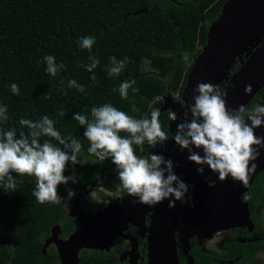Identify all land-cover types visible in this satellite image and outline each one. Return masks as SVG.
<instances>
[{
  "label": "trees",
  "instance_id": "obj_1",
  "mask_svg": "<svg viewBox=\"0 0 264 264\" xmlns=\"http://www.w3.org/2000/svg\"><path fill=\"white\" fill-rule=\"evenodd\" d=\"M229 1L0 0V105L8 108L9 116L2 127L15 128L18 136L21 130L27 134L28 129H22L19 123L21 118L35 121L47 115L62 136L71 135L81 141L80 157L87 161L74 166L78 183L67 186L76 192L75 198L68 199L62 185V202L58 205L35 200L34 177H16L15 192H5L0 186V264H46L48 257L55 264L54 253L43 252V241L56 225H61L63 234H67L66 207L93 185L99 184L97 190L103 186L114 191L115 187L106 184L104 177L119 182L110 160L100 162L87 152L90 145L83 137L84 129L73 116L80 113L91 119L93 107L109 103L134 118L150 117L154 108L161 110L167 95L182 93L188 73L207 42L211 24ZM135 12L142 13L134 15ZM86 36L95 38L91 52L78 43ZM47 55L65 65L55 77L46 72L43 58ZM89 55L100 61L94 73L82 66L89 62ZM111 57L117 61L129 58L119 75H109L107 71L112 66ZM185 57L191 59L189 65ZM145 63L149 71H144ZM239 68L237 61L229 75ZM93 74L95 82L90 78ZM72 79L84 86L83 93L68 87ZM130 79H135L134 87L139 91L133 93L129 89L127 99H123L119 86ZM13 83L19 86V95L12 93ZM45 94L50 98H45ZM263 95L264 88L249 105L259 103ZM61 110L66 113L64 116L59 115ZM167 112L161 110L160 119L170 139ZM44 139L48 138H42V142ZM161 149L159 145L151 148L145 144L137 149V154H160ZM172 149L177 152L181 148ZM72 173L73 166L69 165L65 175ZM263 181L264 172L246 192L252 220L264 207ZM256 225H260L257 220Z\"/></svg>",
  "mask_w": 264,
  "mask_h": 264
},
{
  "label": "clouds",
  "instance_id": "obj_2",
  "mask_svg": "<svg viewBox=\"0 0 264 264\" xmlns=\"http://www.w3.org/2000/svg\"><path fill=\"white\" fill-rule=\"evenodd\" d=\"M82 49L91 52L95 44L92 36L82 37L79 41ZM46 72L55 77L65 68L57 64L55 57L44 58ZM89 62L82 65L89 73L99 65V59L89 55ZM112 66L107 69L109 75H119L129 62L128 57L117 61L111 57ZM93 82L96 76L91 77ZM63 83V81H61ZM135 79L125 80L119 86L121 98L127 99L129 89L137 93ZM69 88L83 93L85 88L75 79L68 81ZM11 91L19 95V86L13 83ZM252 85L246 84V94L252 93ZM67 94V93H65ZM228 91L220 85L199 82L194 89L193 103L188 105L184 118L169 109L167 118L177 122L171 139L175 145L188 153L187 160L198 165L197 173L203 174L205 166L218 176L220 181L231 178L247 187L258 165L255 161L264 149V135L256 130L264 127V104H240L231 108L227 102ZM45 98H50L47 94ZM66 113L61 110L59 115ZM190 114V118H189ZM161 110L154 108L150 117L134 118L126 112L104 104L91 109V119L77 113L75 121L84 129L83 137L89 143L87 152L98 161L110 160L117 171L122 189L134 202L155 206L165 200L168 207L174 208L176 202L188 204L189 185L174 170V161L163 154L149 153L138 155L137 149L145 144L151 148L157 145L164 148L169 141V133L161 123ZM9 120L8 108L0 105V186L5 192L17 191L16 177H34L36 187L32 195L41 204H60V186H65L67 198H75L76 192L68 188L69 183H78L74 166L87 164L80 157L82 143L71 135L62 136L55 122L45 115L38 120L21 118L19 123L27 128V134L21 130L19 136L15 128L5 130L2 126ZM47 137L42 142V138ZM53 141L58 142L53 143ZM61 145L63 147H60ZM69 165L73 166L72 175H65ZM15 174V176L13 175ZM205 182L210 188L215 182L207 177ZM187 197V198H186ZM174 198V199H173ZM250 197L245 194L243 200Z\"/></svg>",
  "mask_w": 264,
  "mask_h": 264
},
{
  "label": "water",
  "instance_id": "obj_3",
  "mask_svg": "<svg viewBox=\"0 0 264 264\" xmlns=\"http://www.w3.org/2000/svg\"><path fill=\"white\" fill-rule=\"evenodd\" d=\"M142 12H135L140 14ZM239 70L229 77V72L236 62ZM208 82L227 89L229 107L240 104L249 105L254 96L264 88V0H230L226 3L219 18L211 24L207 42L194 61L186 78L185 87L178 101L170 95L164 98L162 111L174 110L182 119L197 83ZM252 85V93L246 94L245 85ZM264 104V95L259 102ZM190 117V114H189ZM178 122V121H177ZM169 121V131L176 130V123ZM257 135H264V127L256 130ZM172 139L161 149L168 158L167 150L173 145ZM188 153L181 150L174 164V170L189 185L190 206L182 214L180 233L184 251L189 250V239L194 236H211L221 231L240 227H251L248 202L244 194L251 187L259 173L264 172V149L255 161L258 165L251 176L249 184L244 187L231 178L220 181L207 166L203 174L197 173L198 165L187 160ZM215 182L210 188L205 178ZM90 189L78 194L72 214L80 222L81 230L72 234L67 240L58 239L59 226L51 230L48 244L57 246L60 264H78L79 250H102L111 243L112 238L121 232L127 223L141 227L144 215L151 211L148 230V264H179L175 229L178 223L181 202L169 208V201L159 205L148 206L134 202L129 196L120 203L104 207L95 215L89 216L79 207L81 198ZM174 199V198H173ZM45 247V245H44ZM189 260L191 261L190 257Z\"/></svg>",
  "mask_w": 264,
  "mask_h": 264
},
{
  "label": "flooded vegetation",
  "instance_id": "obj_4",
  "mask_svg": "<svg viewBox=\"0 0 264 264\" xmlns=\"http://www.w3.org/2000/svg\"><path fill=\"white\" fill-rule=\"evenodd\" d=\"M181 117L184 118L182 114ZM174 146L177 145L174 143L170 149L167 150V153L168 158L175 162L182 149H179L176 152V149H172ZM97 185H95L94 189H96ZM100 187L98 186V189ZM190 193L191 190L188 192V197H190ZM86 197L87 196L81 198L79 207L89 216H93L104 207L120 203L129 196L110 201V199L102 195V200L98 204L89 202L86 200ZM75 201L65 209V216L67 218L65 229L68 231L67 234H63L61 225H56L60 227L58 239L61 241L67 240L72 234L81 230L80 222L72 215L74 214L72 209ZM85 202H87L88 205L84 206ZM99 205L103 206L100 208ZM189 206L190 203L181 204L179 215L181 214L180 216H182ZM150 215L151 211L144 215L141 227L133 225L131 222L127 223V226L121 232L117 233L116 236L112 238L111 243L102 250H79L78 264H148V230L150 225ZM257 217L258 218L255 220H252L249 214V220L252 223L251 227L233 228L214 234L213 238H215L216 241L211 246H209V238L203 242L197 236L190 238L187 254L184 251L183 242L181 241L182 236L180 228L182 218L179 217L175 229L177 258L179 264H264V228H261V217H259V215H257ZM256 220L257 222L259 221L260 224L258 227L256 225ZM222 235H225L224 239L217 240L218 236L221 237ZM51 236L52 234L50 232V235L44 239L43 246L45 245V247L43 252L46 253L47 251H52L57 258L55 264H60L58 250L55 243L52 242L46 246V243ZM209 255H211L210 259ZM189 257L191 261L189 260ZM45 262L46 264H53L51 257H48Z\"/></svg>",
  "mask_w": 264,
  "mask_h": 264
},
{
  "label": "rangeland",
  "instance_id": "obj_5",
  "mask_svg": "<svg viewBox=\"0 0 264 264\" xmlns=\"http://www.w3.org/2000/svg\"><path fill=\"white\" fill-rule=\"evenodd\" d=\"M180 1H188V0H180ZM185 62H186L187 65H189L191 63V59L185 57ZM143 67H144V71H149V66H148L147 63H145ZM229 77H230V75H229ZM171 98L173 99V101H178L180 99V95H178V94L177 95H172ZM173 144H174V142H173ZM103 181L106 184L109 183L110 186H112V187L114 186L116 189L114 191H111L108 188L100 187L98 190L96 189L97 191L95 189L90 190L88 192V194L86 195L87 196L86 200H88L91 203L98 204L102 200V197H101L102 195L106 196L108 199H110V201L118 199V198H122V197H125V196L126 197L129 196L122 189V187L120 186V182H117V183L111 182L110 180L106 179V177H104ZM258 215H259V217H261V228H264V208H262L259 211ZM213 236L214 235L206 236V237L205 236H200L199 239L203 242V241H205L206 239L209 238V246H211L216 241L215 238H213ZM224 236L225 235H222L221 237L218 236L217 240L224 239ZM261 238H262V236H261Z\"/></svg>",
  "mask_w": 264,
  "mask_h": 264
}]
</instances>
